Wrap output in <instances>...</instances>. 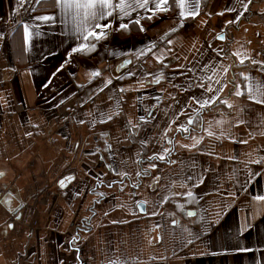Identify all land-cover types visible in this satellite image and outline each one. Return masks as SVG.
I'll list each match as a JSON object with an SVG mask.
<instances>
[{
	"label": "crops",
	"instance_id": "obj_1",
	"mask_svg": "<svg viewBox=\"0 0 264 264\" xmlns=\"http://www.w3.org/2000/svg\"><path fill=\"white\" fill-rule=\"evenodd\" d=\"M88 2L0 0V264H264V0Z\"/></svg>",
	"mask_w": 264,
	"mask_h": 264
},
{
	"label": "snow or ice",
	"instance_id": "obj_2",
	"mask_svg": "<svg viewBox=\"0 0 264 264\" xmlns=\"http://www.w3.org/2000/svg\"><path fill=\"white\" fill-rule=\"evenodd\" d=\"M153 2L155 3V0H153ZM101 4H102V6H106L108 4V0H101ZM77 6H83V7H86V8L91 9V8L95 7V3H94V0H89L88 3H86L84 5H77ZM120 7L121 8L124 7L123 3H121ZM108 14L111 15V13H108ZM92 15H95V14L92 13ZM100 15H101V17H103L104 13L102 12ZM45 19H47V18H45ZM106 26L107 25H105V27ZM97 27H99V25ZM121 27L124 28V27H126V25H123L122 24ZM90 35L97 36V38H98L99 36H103L104 33L103 32H100L99 34H97L95 32H92V33H90Z\"/></svg>",
	"mask_w": 264,
	"mask_h": 264
},
{
	"label": "trees",
	"instance_id": "obj_3",
	"mask_svg": "<svg viewBox=\"0 0 264 264\" xmlns=\"http://www.w3.org/2000/svg\"><path fill=\"white\" fill-rule=\"evenodd\" d=\"M171 3V10L175 8V0H170Z\"/></svg>",
	"mask_w": 264,
	"mask_h": 264
}]
</instances>
